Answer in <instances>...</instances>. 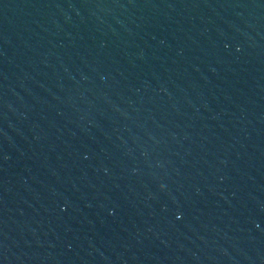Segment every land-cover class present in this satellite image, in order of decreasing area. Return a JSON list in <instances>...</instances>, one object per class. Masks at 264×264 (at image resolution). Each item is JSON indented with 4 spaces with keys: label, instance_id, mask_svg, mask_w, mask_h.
Listing matches in <instances>:
<instances>
[{
    "label": "water",
    "instance_id": "water-1",
    "mask_svg": "<svg viewBox=\"0 0 264 264\" xmlns=\"http://www.w3.org/2000/svg\"><path fill=\"white\" fill-rule=\"evenodd\" d=\"M0 264H264V0H0Z\"/></svg>",
    "mask_w": 264,
    "mask_h": 264
}]
</instances>
